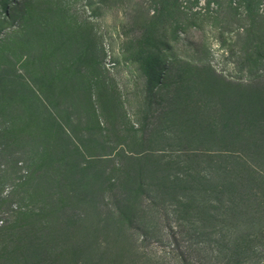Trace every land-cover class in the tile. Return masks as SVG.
I'll use <instances>...</instances> for the list:
<instances>
[{
  "label": "rangeland",
  "instance_id": "obj_1",
  "mask_svg": "<svg viewBox=\"0 0 264 264\" xmlns=\"http://www.w3.org/2000/svg\"><path fill=\"white\" fill-rule=\"evenodd\" d=\"M0 77L57 176L37 264H264V0H0Z\"/></svg>",
  "mask_w": 264,
  "mask_h": 264
},
{
  "label": "trees",
  "instance_id": "obj_2",
  "mask_svg": "<svg viewBox=\"0 0 264 264\" xmlns=\"http://www.w3.org/2000/svg\"><path fill=\"white\" fill-rule=\"evenodd\" d=\"M249 13V5H246L243 17ZM3 84H5L3 78L0 77V87ZM157 84L159 85V83ZM1 117L0 115V119H2ZM2 129L0 128V156L4 151L2 143L9 144L11 134H13L14 142L19 139L21 143L26 144L24 147L20 145L15 150L13 149L14 151L10 156V158H13L9 161V164L0 161V264H37L39 259L37 257L47 252L44 242L41 241L48 238L51 231L52 237L55 239L57 236L58 238L62 229L57 217L59 214L57 211L58 204L51 202V196L47 195L46 191L41 190L38 183L47 180L49 176L52 177L49 179L54 181L57 176L52 175V167L49 169L47 166H43L47 161L48 146L42 145L40 140H35V144H29L24 136H19L18 129H14L13 125L8 130ZM28 137L30 139L34 138L31 134ZM209 152L208 149L203 150L198 156H192V158L210 159ZM7 165H12L16 169L12 171L10 177L7 176L9 175ZM20 170L22 173L17 176ZM48 171L50 174H47ZM5 176L9 178V185L6 192H3L2 180ZM34 199H36L37 204L32 203ZM233 203L231 202V204ZM244 207L247 210L245 203ZM174 208L171 215L177 220L182 219L192 209L189 201L187 203L183 201L176 202ZM229 209L234 212L233 206ZM196 211L200 216L203 214V211L198 208ZM164 213L166 212L164 211ZM189 213H195V210ZM204 213L203 219L209 217L206 212ZM204 224L205 221H202L200 226L204 227ZM45 229L48 231L46 232ZM253 234L247 232L244 237L240 234L239 248L234 254L240 252L241 248L249 246L250 240L261 236L260 232H256L254 236ZM218 235L222 237V234ZM197 236L203 242L209 236V231L198 232ZM236 238L238 239L239 236Z\"/></svg>",
  "mask_w": 264,
  "mask_h": 264
}]
</instances>
